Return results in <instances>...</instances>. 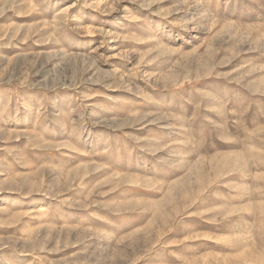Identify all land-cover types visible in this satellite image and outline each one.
<instances>
[{"label":"rangeland","instance_id":"374dc122","mask_svg":"<svg viewBox=\"0 0 264 264\" xmlns=\"http://www.w3.org/2000/svg\"><path fill=\"white\" fill-rule=\"evenodd\" d=\"M0 264H264V0H0Z\"/></svg>","mask_w":264,"mask_h":264}]
</instances>
